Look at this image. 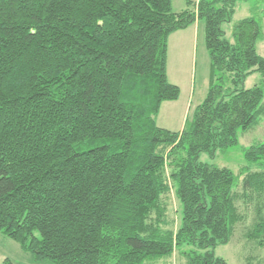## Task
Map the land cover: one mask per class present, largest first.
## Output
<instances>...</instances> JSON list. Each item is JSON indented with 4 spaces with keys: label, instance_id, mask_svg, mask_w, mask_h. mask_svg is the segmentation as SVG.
<instances>
[{
    "label": "trees",
    "instance_id": "1",
    "mask_svg": "<svg viewBox=\"0 0 264 264\" xmlns=\"http://www.w3.org/2000/svg\"><path fill=\"white\" fill-rule=\"evenodd\" d=\"M0 0V231L35 261L227 264L215 254L245 221L264 247V143L238 173L200 160L264 116L262 24L222 28L239 0ZM204 24L205 99L181 131L156 123L180 89L169 36ZM260 83L246 89L247 76ZM255 166L257 170H252ZM180 204L171 216L168 198ZM8 264V262H6Z\"/></svg>",
    "mask_w": 264,
    "mask_h": 264
},
{
    "label": "rangeland",
    "instance_id": "2",
    "mask_svg": "<svg viewBox=\"0 0 264 264\" xmlns=\"http://www.w3.org/2000/svg\"><path fill=\"white\" fill-rule=\"evenodd\" d=\"M196 2L197 0H192ZM186 6V0H173L172 8L174 12H179ZM253 16L262 24L263 34L257 40V53L264 57V0H239L235 6V13L230 23H224L222 28L225 32V37L231 42H234V25L246 17ZM202 24V23H201ZM203 25H201L199 41L196 42L195 48H198V58L196 61L195 75V95L191 101L190 111L188 113V121H191L197 105L203 102L208 91V53L205 47V38ZM204 52V68L201 62V53ZM177 57L174 54L173 46L170 44L168 52V66L169 71L167 75L175 81V65ZM195 60L191 53L184 58L183 67L184 72H189L192 75V66ZM204 72V73H203ZM203 75V76H202ZM168 77V76H167ZM261 74L254 72L247 76L243 86L246 89L253 87L260 83ZM204 82V84L202 83ZM264 102V99H263ZM160 113L159 122L162 123L167 116V107H163ZM264 143V116L261 117L260 123L247 131H239L238 143L235 146L228 148L223 152H217L213 158H209L206 154H201L200 160L219 167H227L235 173L246 166L245 150L253 144ZM252 170H257L252 166ZM169 209L171 216L179 220L180 204L174 192L170 193L168 198ZM239 208L245 214V221L235 228L230 241L226 244L219 245L215 248V254L223 258L227 264H264V247L257 246L253 241H250L246 236V228L254 220V205L255 201L245 205L243 202H238ZM180 256L176 252L170 258H164V261H157L153 264H179ZM54 264L49 260L35 261L33 256L24 251L19 243L12 240L0 231V264Z\"/></svg>",
    "mask_w": 264,
    "mask_h": 264
},
{
    "label": "crops",
    "instance_id": "3",
    "mask_svg": "<svg viewBox=\"0 0 264 264\" xmlns=\"http://www.w3.org/2000/svg\"><path fill=\"white\" fill-rule=\"evenodd\" d=\"M192 1V0H191ZM198 1V0H197ZM196 1V2H197ZM193 2V3H196ZM185 7H183L184 9ZM181 9V10H183ZM202 23V24H201ZM201 25L204 24L202 21L197 20L189 27L173 32L168 39V51H167V72L169 71L168 66V52L170 44L173 46L174 54L177 57V63L175 65V70L177 74L175 75V81L168 76L170 83L175 84L180 89V95L177 100L173 101H164L161 104L159 113L156 117V123L159 127L168 129L170 131H181L188 119V113L191 107V101L195 95V75L196 72V61L198 58V48H195L196 42L199 41ZM191 53L195 63L192 66V75L190 76L189 72H184L183 61L184 58L188 57ZM208 53V51H207ZM201 62L204 68V52L201 53ZM204 73V72H203ZM209 74H210V61L208 55V87H209ZM203 76V75H202ZM204 84V82H202ZM198 106V105H197ZM163 107H167V116L165 117L162 123L159 122V117Z\"/></svg>",
    "mask_w": 264,
    "mask_h": 264
}]
</instances>
